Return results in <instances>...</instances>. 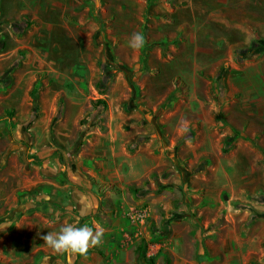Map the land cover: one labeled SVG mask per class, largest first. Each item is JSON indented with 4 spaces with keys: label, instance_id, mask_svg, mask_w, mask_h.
Returning a JSON list of instances; mask_svg holds the SVG:
<instances>
[{
    "label": "rangeland",
    "instance_id": "374dc122",
    "mask_svg": "<svg viewBox=\"0 0 264 264\" xmlns=\"http://www.w3.org/2000/svg\"><path fill=\"white\" fill-rule=\"evenodd\" d=\"M134 33L144 37L138 49L129 47ZM26 44L77 66L63 88L41 71L0 106L28 117L37 146L113 168L109 124L127 131L142 120L124 153L114 148L139 158L133 181L87 174L104 198L91 217L128 232L99 251L108 264H264V121L250 130L242 105L246 84L262 79L250 61L264 49V0H0V45L33 54ZM32 62L23 69L37 71ZM89 252L77 264L96 261Z\"/></svg>",
    "mask_w": 264,
    "mask_h": 264
},
{
    "label": "crops",
    "instance_id": "0c3cea01",
    "mask_svg": "<svg viewBox=\"0 0 264 264\" xmlns=\"http://www.w3.org/2000/svg\"><path fill=\"white\" fill-rule=\"evenodd\" d=\"M23 46L32 49L33 54L28 49L24 50L22 46L8 49L0 45V106L13 104L20 90L28 87L30 81L28 78H34L38 72L47 71L62 84L60 88H63L66 86V80L72 78L73 72L77 69L76 64L70 68L61 66L57 60L50 58V52L47 49H40L36 45L29 44ZM258 53V58L250 62L259 67L262 79L256 83L246 84L247 96L243 98L242 103L246 108L247 118L250 122L253 121L249 125L250 130L263 127V125H257V121H264V92L262 91L264 90V49ZM14 60L20 61L21 66L14 68ZM37 61L39 64L37 71L23 69L24 63L30 65L32 62V65H35ZM27 64L25 66H28ZM29 98L30 93L27 91L24 96L27 103ZM60 98L63 96L60 95ZM8 109L3 107V112H0V263L77 264L78 253H57L41 237L47 232L59 233L69 224L81 226L93 221L96 227L103 228L104 234L98 246L90 247L92 252L88 255L108 264L110 262L108 257L104 260L99 251L108 249L111 236L115 239L118 232H128L124 229L119 230L117 227L106 226L95 217H91L102 204L101 199L104 200V198L96 194L95 186L91 185L88 175L101 179V182H114L116 176L122 182L126 179L133 181L139 175L140 171L137 168L139 158H136V161L123 160L114 148L116 142H120L124 153L126 139L132 131L136 128V132L141 133L142 120L139 118L131 125L133 129L127 131L125 127L114 128L112 124H109L106 134L112 148L110 157L114 162L112 168L103 159L93 161L86 159L85 162V160L78 161L77 158L73 161L70 159L65 161L61 156L62 148H58L57 151V146H37L34 138L39 130L34 131L32 127H29L28 117L23 122H19L13 113L14 109L10 111ZM223 123L221 124L224 125ZM228 125L230 133L239 130L232 124ZM32 151L37 154L31 155ZM35 155L41 159L40 163L37 162L38 158ZM124 165H129L127 171L123 169ZM146 167L148 165L143 163V168ZM103 173L109 181L102 177ZM119 253L120 250H116L114 254L119 255ZM97 260L92 259L90 264H97Z\"/></svg>",
    "mask_w": 264,
    "mask_h": 264
},
{
    "label": "clouds",
    "instance_id": "9594fccd",
    "mask_svg": "<svg viewBox=\"0 0 264 264\" xmlns=\"http://www.w3.org/2000/svg\"><path fill=\"white\" fill-rule=\"evenodd\" d=\"M129 47L138 49L143 46L144 37L141 33H134L129 40ZM102 227L77 226L69 224L64 226L59 233L47 232L42 235L43 241L57 253L84 254L90 247L98 246L103 238Z\"/></svg>",
    "mask_w": 264,
    "mask_h": 264
},
{
    "label": "trees",
    "instance_id": "16d2710c",
    "mask_svg": "<svg viewBox=\"0 0 264 264\" xmlns=\"http://www.w3.org/2000/svg\"><path fill=\"white\" fill-rule=\"evenodd\" d=\"M109 83H110V77L108 75H105L104 79L97 83V87L99 88V91L101 94L106 93ZM96 105H97L98 109L102 108L106 105V101L102 98H99L96 100ZM92 117H95L94 113L92 114ZM136 255L138 257L144 256L142 247L137 248ZM149 264H154V263L152 262V260H150Z\"/></svg>",
    "mask_w": 264,
    "mask_h": 264
}]
</instances>
